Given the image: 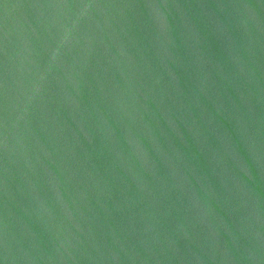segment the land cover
<instances>
[{
  "label": "water",
  "instance_id": "1",
  "mask_svg": "<svg viewBox=\"0 0 264 264\" xmlns=\"http://www.w3.org/2000/svg\"><path fill=\"white\" fill-rule=\"evenodd\" d=\"M0 264H264V0H0Z\"/></svg>",
  "mask_w": 264,
  "mask_h": 264
}]
</instances>
